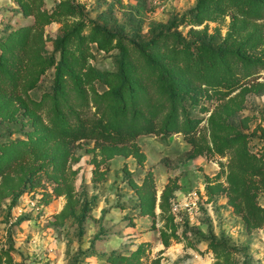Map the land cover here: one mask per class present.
<instances>
[{
	"label": "rangeland",
	"instance_id": "1",
	"mask_svg": "<svg viewBox=\"0 0 264 264\" xmlns=\"http://www.w3.org/2000/svg\"><path fill=\"white\" fill-rule=\"evenodd\" d=\"M199 1L0 0V264H264V9L212 0L197 22ZM203 39L257 60L228 93L170 51ZM62 45L83 63L63 96L50 63ZM122 49L127 110L112 93ZM161 71L184 85L178 120L194 141ZM77 112L152 117L160 132L68 138Z\"/></svg>",
	"mask_w": 264,
	"mask_h": 264
},
{
	"label": "trees",
	"instance_id": "2",
	"mask_svg": "<svg viewBox=\"0 0 264 264\" xmlns=\"http://www.w3.org/2000/svg\"><path fill=\"white\" fill-rule=\"evenodd\" d=\"M215 5L218 3H223L224 0H213ZM212 0H200L197 4V16L195 20L197 22L202 21V15L206 12L211 13L218 9L217 6H211ZM229 4L237 5L241 10L247 15L262 14L261 12L264 9V0H229ZM164 41H162L163 43ZM161 41H156L153 45L160 44ZM258 43L257 39H253L252 36H249L245 44H249L254 47ZM170 45L169 43H167ZM182 46H177L175 43L170 45V51L177 59L179 55L185 54V61L188 65L195 64V66L200 69L204 75H210L211 82H214V86H217L218 92L228 93L239 81L238 75L235 74L236 69L239 66H242L246 72L249 67L254 66L257 63V60L252 58L247 54L246 50L242 49L243 45L239 44L237 48L228 49V48H217L212 45L211 41H205L204 39L200 42H196L195 47L192 48L190 43L181 41ZM168 47V46H166ZM157 49H151L150 52L148 49H142V57L148 58L150 62L156 65H161L165 62V59L169 55H162L160 59L154 56V52ZM61 56L57 62L54 58L50 60V63H54V81L56 86V91L62 96L64 93V83L67 82L69 78L75 80L79 79L78 74L75 70V66L82 63V60L75 56L71 57L66 52V47L62 45L60 48ZM165 54V53H164ZM132 57L131 53L127 50L122 49V55L120 57L119 72L122 77V83L112 89V93L120 99L118 106L122 109L127 110L128 100L125 97V90L128 89L129 94L133 97L132 91L134 87L131 83L128 82V59ZM0 63L3 64V60L0 59ZM175 63V62H174ZM83 64V63H82ZM81 64V66H82ZM162 67V66H161ZM79 69V68H78ZM249 74V73H247ZM161 76L158 78L159 85L164 91H167L173 101L174 108L173 112L170 113V116L174 115L176 124V130H183L184 133L188 136V140L194 141V135L189 136L192 132V128L187 127L179 123V101L178 98L184 97L183 91L184 85L177 82L173 76L163 73L161 71ZM67 78V79H66ZM67 84V83H66ZM225 86L226 91H223L218 86ZM191 94L189 95L192 100H196L199 96V93L192 89ZM59 94H55L58 97ZM55 101V99H54ZM57 106L59 105L58 101H55ZM184 108V107H183ZM72 111V109H71ZM136 115L138 114L137 109L134 110ZM76 121L71 123L67 127H64L61 131L64 135L71 136L73 139H79L82 137H101L105 139H129L134 138L139 133H150V132H160L159 127L155 124L152 117H144L143 121L138 124L133 123L131 120L124 121L123 123L117 121L115 123L111 122L109 119H106L104 116H93L86 117L82 116L79 112L75 114ZM187 123L190 124V119L187 118ZM69 138V137H68Z\"/></svg>",
	"mask_w": 264,
	"mask_h": 264
}]
</instances>
